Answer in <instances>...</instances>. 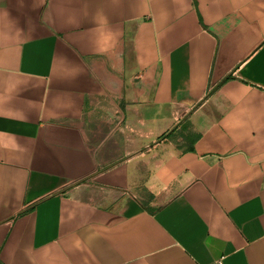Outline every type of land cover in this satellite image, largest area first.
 Returning a JSON list of instances; mask_svg holds the SVG:
<instances>
[{"label":"crops","instance_id":"1","mask_svg":"<svg viewBox=\"0 0 264 264\" xmlns=\"http://www.w3.org/2000/svg\"><path fill=\"white\" fill-rule=\"evenodd\" d=\"M264 264V0H0V264Z\"/></svg>","mask_w":264,"mask_h":264},{"label":"built area","instance_id":"2","mask_svg":"<svg viewBox=\"0 0 264 264\" xmlns=\"http://www.w3.org/2000/svg\"><path fill=\"white\" fill-rule=\"evenodd\" d=\"M213 264H224V258L221 257V258H219V259H216V260L213 262Z\"/></svg>","mask_w":264,"mask_h":264}]
</instances>
